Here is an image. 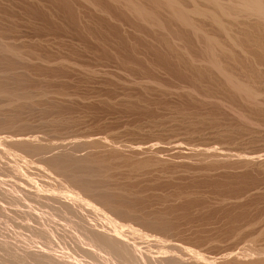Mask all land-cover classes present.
<instances>
[{
    "label": "rangeland",
    "instance_id": "1",
    "mask_svg": "<svg viewBox=\"0 0 264 264\" xmlns=\"http://www.w3.org/2000/svg\"><path fill=\"white\" fill-rule=\"evenodd\" d=\"M159 11L156 25L117 0H0L1 264H102L122 228L140 255L264 260V18L196 24L228 49L214 48L225 74L204 36ZM61 155L68 172L49 162Z\"/></svg>",
    "mask_w": 264,
    "mask_h": 264
},
{
    "label": "bare ground",
    "instance_id": "2",
    "mask_svg": "<svg viewBox=\"0 0 264 264\" xmlns=\"http://www.w3.org/2000/svg\"><path fill=\"white\" fill-rule=\"evenodd\" d=\"M63 1H65V0H63ZM116 1V0H115ZM117 1H123L124 3H125V5H126V7L127 8H129L132 12H134V14L137 16V17H139V18H141V19H147V20H149V21H151L152 23H154V24H156V25H159V22H158V16H157V13H158V11H159V13L161 12V10H164V11H166L167 13L166 14H168V16L170 15V17H171V19H174V20H176V21H178L177 23H181V24H183V26H185V27H187V28H190V29H186V31H188V30H190V31H188V32H190V35H191V32H193L192 34V36L194 37L195 35L196 36H201V38L204 36V39H202L203 40V43L205 44V46H204V48H205V53L208 55L207 57H208V59H209V61H210V63L213 65V66H215V67H217L218 68V70L219 71H221V72H223V73H225L226 74V71L225 70H223L222 69V67H221V65H220V62H219V60H218V57H217V55H216V51H215V49L214 48H217L218 50H219V53H220V51L222 52V53H226L227 52V50L228 49H226V48H224L225 46L223 45V44H219V41L217 40V38H214V37H210V36H208L207 35V33L209 32H206L205 33V31H207V29L205 30V28L203 27V29L202 28H200V27H202L201 26V24H200V27L199 26H197L196 24H198L199 23V21L201 22V20H203V21H206V20H209L208 22H210L211 24H210V26H217L218 25V27L219 26H221L222 27V32H223V30L224 31H227L226 29L227 28H225L224 27V22L226 21V20H228L229 18H231V16H232V14L234 13L233 11H235V10H242V11H244L245 13H254V14H257L258 16H262V18H264V0H227L228 2H225L224 0H149L150 2H151V5L153 6V7H155V10L156 9H158L157 11H155L154 10V8L151 6V8L153 9V10H150V9H147V7H145L143 4H141L140 3V1H138V0H117ZM148 1V2H149ZM183 1V2H182ZM182 2V3H181ZM65 3V2H64ZM184 3V4H183ZM121 4V3H120ZM189 8H188V7ZM165 14V15H166ZM257 17V16H256ZM259 18H261V17H259ZM198 21L197 23H196V21ZM202 21V22H203ZM228 22V21H227ZM161 23V22H160ZM205 23H207V22H205ZM204 23V24H205ZM209 24V23H208ZM208 24H205V25H207L208 26ZM204 26V25H203ZM157 27V26H156ZM202 29V30H201ZM203 30H205V31H203ZM183 33V32H182ZM184 33H185V31H184ZM189 34V33H188ZM195 34V35H194ZM209 34V33H208ZM185 35V34H184ZM189 35V36H190ZM206 35V36H205ZM183 36V35H182ZM191 37V36H190ZM175 38V37H174ZM184 38H186V36L184 37ZM201 38H197V39H201ZM196 39V40H197ZM202 40H201V42H202ZM200 41V40H199ZM193 42V41H192ZM201 42H200V44H201ZM194 44V43H193ZM223 45V46H222ZM201 48H203V47H201ZM203 48V49H204ZM215 51V52H214ZM203 52V53H204ZM218 52V51H217ZM221 53V54H222ZM190 54V53H189ZM205 54V55H206ZM202 55H204V54H202ZM163 58V57H162ZM227 78H228V80H230L231 81V77L229 76V75H227ZM236 85H238V88L239 89H241V88H243L244 89V91L245 92H248V94H249V96L250 95H252L253 94V92L248 88V87H244V85L243 84H236ZM242 90V89H241ZM1 136V135H0ZM1 139V138H0ZM10 139V138H9ZM12 139V138H11ZM14 139V138H13ZM16 139H14V141H15ZM22 140V139H21ZM21 140H19L20 141V144L22 145V144H28V143H30V141H28L27 139H23V141L21 142ZM24 140H27V141H24ZM7 141V140H6ZM10 141V140H9ZM17 141V140H16ZM34 141V140H33ZM37 141V140H36ZM92 141V140H91ZM94 141V140H93ZM32 142V141H31ZM87 142H88V140H87ZM89 142H90V140H89ZM98 142V141H97ZM37 143H39V141L37 142ZM44 142H42V144H43ZM32 144V143H31ZM35 144H36V142H35ZM41 144V143H40ZM57 144V143H56ZM89 144V143H88ZM94 144H96L95 142H94ZM100 144H102V143H100ZM29 145V144H28ZM45 145V144H44ZM91 145H93L92 143H91ZM104 146H105V144H103ZM20 146V145H19ZM39 146V145H38ZM30 146V147H28L29 149L28 150H30L31 152H37L38 153V151H41L40 150V148H41V146ZM43 146V145H42ZM46 146H48V144L46 143ZM57 146V145H56ZM90 146V145H89ZM95 146V145H94ZM97 146V149H98V146L99 145H96ZM108 146H109V144H107V148H108ZM110 146H112V148H115L112 144L110 145ZM119 146V145H118ZM26 147V146H25ZM49 147H51V145L49 144ZM52 147H54V146H52ZM61 147V146H60ZM59 147V148H60ZM92 147V146H91ZM120 147V146H119ZM48 148V147H47ZM81 148V147H80ZM90 148V147H89ZM100 148H102V147H100ZM99 148V149H100ZM105 148H106V146H105ZM1 149V148H0ZM7 149H9V148H7ZM6 149V150H7ZM11 149V148H10ZM22 149V148H21ZM26 149V148H25ZM50 149V148H49ZM63 149V148H62ZM93 149H94V147H93ZM15 150V149H14ZM45 150V149H44ZM43 150V151H44ZM53 150V149H52ZM52 150H50V151H52ZM60 150V149H59ZM67 150H69V149H67ZM111 150V149H110ZM119 150V149H118ZM117 150V151H118ZM121 150V149H120ZM21 151H23V150H21ZM73 151V150H72ZM113 151V150H112ZM8 152V151H7ZM26 152H28V151H26ZM57 152V151H56ZM114 152V151H113ZM71 153V152H70ZM76 153V152H75ZM115 153V152H114ZM16 154H17V151H16ZM19 154V153H18ZM53 154V153H52ZM51 154V155H52ZM204 154V153H203ZM8 155H9V152H8ZM29 155H32V154H29ZM44 155V154H43ZM46 155H47V150H46ZM74 155V154H73ZM209 155V154H208ZM18 156V155H17ZM24 156V155H23ZM42 156V155H41ZM48 156V155H47ZM50 156V155H49ZM57 156H59L58 154H57ZM56 156V157H57ZM66 156V155H65ZM65 156L63 157L62 155H61V157H52L51 159L49 158V162H50V164H52L54 167L53 168H57L58 170H64V171H66V172H68L69 171V168L70 167H72V162H73V160H72V162L71 161H69L67 158H65ZM15 157V156H14ZM21 157V156H20ZM63 157V158H62ZM205 157V156H204ZM9 158H10V156H9ZM17 158V157H16ZM22 158V157H21ZM26 158V157H25ZM207 158V157H206ZM208 158H209V156H208ZM210 158H211V156H210ZM217 159L218 157H214L213 159ZM7 159V158H6ZM74 159V158H73ZM77 159V158H76ZM205 159V158H204ZM1 160V159H0ZM13 160V159H12ZM210 160V159H209ZM209 160H207V161H209ZM17 161V160H16ZM30 161V160H29ZM43 161H45V160H43ZM78 161V160H77ZM81 161V160H80ZM10 162V161H9ZM12 162V161H11ZM22 162V161H21ZM25 162V161H24ZM48 162V161H47ZM76 162V161H75ZM79 162V161H78ZM89 162V161H88ZM145 162H147L148 164L150 163V161L148 162V161H145ZM144 161L142 162V163H139V161H138V164H136V167H140V166H144L146 163H145ZM3 163H4V161H3ZM34 163H35V161H34ZM44 163V162H43ZM84 163V162H83ZM6 164V163H5ZM19 164V163H18ZM21 164V163H20ZM19 164V165H20ZM74 164H76V163H74ZM147 164V165H148ZM11 165V164H10ZM24 165V164H23ZM79 165V164H78ZM135 165V164H134ZM9 166V165H8ZM28 166H29V164H28ZM32 166V165H31ZM39 166V165H38ZM75 166V165H74ZM77 166V165H76ZM75 166V167H76ZM83 166V165H82ZM3 167V166H2ZM37 167V166H36ZM50 167V166H49ZM80 167V166H79ZM146 167V166H145ZM9 168V167H8ZM22 168V167H21ZM27 168V167H26ZM32 168V167H31ZM38 168V167H37ZM52 168V167H51ZM52 168V169H53ZM15 169V168H14ZM19 169V168H18ZM33 169V168H32ZM41 169H43V168H41ZM73 169H74V167H73ZM76 169H78L77 167H76ZM11 170V169H10ZM36 170V169H35ZM71 170V169H70ZM75 170V169H74ZM27 171V170H26ZM31 171V170H30ZM48 171V170H47ZM73 171V170H72ZM2 172V171H1ZM10 172V171H9ZM12 172V171H11ZM16 172V171H15ZM46 172V171H45ZM13 173V172H12ZM20 173V172H19ZM28 173V172H27ZM56 173V172H55ZM71 173H72V175H71ZM69 175L70 176H68V177H70V180H71V182H73V184L74 183H76V184H79V187L81 186L82 187V190L83 189H90L89 188V184H87L86 182H85V179H80L79 177H77V175L75 174V172L73 173V172H71ZM14 174V173H13ZM35 174V173H34ZM39 174V173H38ZM43 174H45V173H43ZM73 174H75L76 176H74ZM21 175V174H20ZM47 176V175H46ZM50 176V175H49ZM63 176V175H62ZM30 177V176H29ZM64 177H66V176H64ZM54 178V177H53ZM81 178H82V176H81ZM38 179H39V177H38ZM55 179V178H54ZM30 180V179H29ZM32 180V179H31ZM40 180V179H39ZM43 180V179H42ZM45 180V179H44ZM47 181V180H46ZM49 181V180H48ZM52 181V180H51ZM30 182V181H29ZM62 182V181H61ZM61 182H60V184H61ZM36 183V182H35ZM51 183V182H50ZM49 183V184H50ZM56 183V182H55ZM90 183V182H89ZM37 184V183H36ZM64 184V183H63ZM62 184V185H63ZM91 184V183H90ZM55 186V185H54ZM44 187V186H43ZM52 187V186H51ZM73 187V186H72ZM91 187V186H90ZM47 188H49V187H47ZM55 188V187H54ZM58 188H60V187H58ZM40 189V188H39ZM94 189V188H93ZM63 190V189H62ZM67 190V189H66ZM80 190V189H79ZM92 190V189H91ZM45 191V190H44ZM54 191V190H53ZM71 191V190H70ZM74 191V190H73ZM84 191V190H83ZM48 192H50V191H48ZM47 192V193H48ZM81 192V191H80ZM39 193V192H38ZM45 193V192H44ZM68 193V192H67ZM66 193V194H67ZM41 194V193H40ZM43 194V193H42ZM65 194V193H64ZM77 194H79L78 192H77ZM82 194V193H81ZM87 194H89V192L87 193ZM86 194V195H87ZM67 196V195H66ZM77 196V195H76ZM89 196V195H88ZM51 198V197H50ZM53 198H56L55 196L53 197ZM63 198V197H62ZM65 198V197H64ZM83 198V197H82ZM90 199V198H89ZM88 199V200H89ZM57 200V199H56ZM80 200H82V199H80ZM64 201H66V200H64ZM90 201V200H89ZM102 201V200H101ZM63 202V201H62ZM76 202V201H75ZM105 202V201H104ZM58 203H59V201H58ZM68 203H70V202H68ZM77 203V202H76ZM61 204V203H60ZM66 204V203H65ZM87 204V203H86ZM12 205V204H11ZM58 205V204H57ZM64 205V204H63ZM62 205V206H63ZM67 205V204H66ZM75 204H71V206H72V208H73V206H74ZM77 205V204H76ZM79 205V204H78ZM81 205H82V203H81ZM84 205H85V203H84ZM5 206V205H4ZM3 206V207H4ZM15 206V205H14ZM68 206H70L69 204H68ZM79 207H80V205H79ZM79 207H77L78 208V210H79ZM82 207V206H81ZM6 208V207H5ZM15 208V207H14ZM63 208H65V207H63ZM71 208V209H72ZM74 208H76V206H74ZM90 208V207H89ZM46 209V208H45ZM62 209V208H61ZM70 209V208H69ZM91 209V208H90ZM94 209V208H93ZM8 210V209H7ZM15 210V209H14ZM74 210V209H73ZM72 210V211H73ZM1 211V210H0ZM4 211V210H3ZM2 211V212H3ZM67 211H69V210H67ZM60 212V211H59ZM85 212V211H84ZM83 212V213H84ZM88 212V211H87ZM94 212V211H93ZM99 212V211H98ZM8 213V212H7ZM18 213H20V212H18ZM64 213V212H63ZM4 214V213H3ZM17 214V213H16ZM56 214V213H55ZM65 214V213H64ZM70 214V213H69ZM75 214H77V213H75ZM86 214V213H85ZM66 215V214H65ZM68 215V214H67ZM9 216V215H8ZM30 216V215H29ZM75 216V215H74ZM90 216V215H89ZM97 216V215H96ZM61 217V216H60ZM64 217V216H63ZM62 217V218H63ZM85 217V216H84ZM87 217V216H86ZM91 217H93V215L91 216ZM95 217V216H94ZM110 217V216H109ZM80 218H82V217H80ZM4 219V218H3ZM19 219V218H18ZM64 219V218H63ZM111 219V218H110ZM116 219V218H115ZM26 220V219H25ZM37 220V219H36ZM48 220V219H47ZM77 220H79V219H77ZM94 220V219H93ZM4 221V220H3ZM41 221V220H40ZM53 221V220H52ZM71 221H73V220H71ZM82 221H84L83 219H82ZM111 221V220H110ZM116 222V220H113V222ZM6 222V221H5ZM26 222V221H25ZM31 222V221H30ZM85 222H86V220H85ZM92 222V221H91ZM90 222V223H91ZM119 222V221H118ZM83 223V222H82ZM106 223V222H105ZM108 223H110L109 222V220H108ZM120 223V222H119ZM31 224H33V223H31ZM50 224V223H49ZM96 224V223H95ZM115 224V223H114ZM11 225V224H10ZM66 225V224H65ZM71 225V224H70ZM78 225V224H77ZM76 225V226H77ZM80 225V224H79ZM84 225V224H83ZM89 225V224H88ZM116 225V224H115ZM120 225V224H119ZM119 225H117L118 227H119ZM14 226V225H13ZM31 226V225H30ZM29 226V227H30ZM39 226V225H38ZM43 226V225H42ZM82 226V225H81ZM110 226H113V225H110ZM121 226V225H120ZM125 226H128V225H125ZM49 227V226H48ZM83 227V226H82ZM122 227V226H121ZM124 227V226H123ZM51 228V227H50ZM90 228V227H89ZM110 228V227H109ZM114 229V226L113 227H111V229ZM115 228H116V226H115ZM128 228V227H127ZM131 228H133V227H131ZM44 229V228H43ZM48 229V228H47ZM87 229V228H86ZM130 229V228H129ZM22 230V229H21ZM45 230V229H44ZM49 230V229H48ZM62 230V229H61ZM71 230V229H70ZM85 230V229H84ZM121 232H124L123 230V228H122V230L121 229H119ZM118 230V231H119ZM132 230V229H131ZM131 230H129V231H131ZM137 230V229H136ZM140 230V229H139ZM18 231H20V230H18ZM63 231V230H62ZM76 231V230H75ZM74 231V232H75ZM87 231V230H86ZM114 231V230H113ZM118 231H116V232H114V235H112V236H116L115 238L113 237V238H110L111 239V241H112V239H114L113 241L114 242H109L110 243V245H109V243H107V241H109L108 240V238H107V236H109V235H107V236H105L106 238H107V240H105V239H103L102 238V240H103V242L104 241H106V243H104V244H106L107 246H108V248L110 249V250H114V248L116 249L117 247H121V249H123V251L121 250V251H108L107 249V251H102V261L99 259V261L100 262H102V264H216V261H214L213 259H207V258H205L204 257V254L202 255L200 252H197V251H192V249H191V251H189L188 249V251H185L183 248V250L184 251H182L181 250V253H179V252H175V253H173V250H172V252H171V250L169 249V248H167L168 249V251L170 250V252H171V254H163V253H161L162 252V250H163V252H164V249L163 248H161V246L159 245V243H162V244H166L167 242H165V241H162L163 239H161V238H159V239H161V241L162 242H158L157 241V243H158V245L160 246H157V247H159L160 249V251H158V249H156L157 250V252L156 253H158V252H160L161 254L160 255H162V256H157V257H150V256H148L149 255V253H147L148 255L147 256H145V254L144 255H140L139 254V248H138V253L134 250L133 251V249L131 248V247H129L130 245H134V243H135V245H137L136 244V240H135V238L137 237V235L135 234V233H133L134 235H136V237H134L133 236V240H131V237H130V234L128 233V235H129V237H130V241H132L131 243H129V241H128V243H129V246H128V243H127V241L125 240V238H122L121 237V232L119 233ZM126 231H128V230H126ZM128 231V232H129ZM135 230H133V231H131V232H134ZM141 231V230H140ZM24 232V231H23ZM66 232V231H65ZM72 232H73V230H72ZM85 232V231H84ZM101 232V231H100ZM138 231H136V233H137ZM143 232V231H142ZM20 233V232H19ZM38 233V232H37ZM59 233V232H58ZM78 233V232H77ZM94 233V232H93ZM99 233V232H98ZM102 233H103V231H102ZM101 233V234H102ZM144 233V232H143ZM9 234H11V233H9ZM63 234V233H62ZM69 234V233H68ZM95 234H97V233H95ZM100 234V233H99ZM98 234V235H99ZM112 234V233H111ZM110 234V235H111ZM123 234H125V233H123ZM122 234V235H123ZM132 234V233H131ZM137 234H139V233H137ZM141 234V233H140ZM145 234V233H144ZM19 235V234H18ZM36 235V234H35ZM39 235V234H38ZM60 235V234H59ZM75 235V234H74ZM94 235V234H93ZM93 235H92V237H93ZM98 235H95V237L96 236H98ZM128 235H127V237H128ZM146 235V234H145ZM145 235H143L142 234V237L143 236H145ZM149 235H151V234H149ZM21 236V235H20ZM68 236V235H67ZM102 236V235H101ZM112 236H110V237H112ZM124 236H126V235H124ZM123 236V237H124ZM132 236V235H131ZM147 236V235H146ZM153 235H151V237H152ZM63 237V236H62ZM75 237V236H74ZM99 237H100V235H99ZM99 237H98V239H99ZM126 237V238H127ZM128 237V238H129ZM141 237V236H140ZM150 236H148V238H149ZM157 237V236H156ZM156 237H154V238H156ZM81 238H83V237H81ZM94 238V237H93ZM101 238V237H100ZM127 238V239H128ZM147 238V239H148ZM92 239V238H91ZM95 239V238H94ZM138 239H139V237H138ZM143 239V238H142ZM142 239H141V242H142ZM150 239V238H149ZM149 239H148V241H149ZM157 239V238H156ZM155 239V240H156ZM166 239V238H165ZM79 240V239H78ZM82 240V239H81ZM97 240V239H96ZM101 240V239H100ZM101 240V241H102ZM129 240V239H128ZM135 240V242H133ZM145 241H146V238L144 239ZM143 240V242H145ZM86 241V240H85ZM95 241V240H94ZM139 243H141L140 242V240H137ZM153 241V240H152ZM90 242V241H89ZM150 242V241H149ZM148 242V243H149ZM96 243V242H95ZM102 242H100V245L102 246V244H101ZM152 243V242H151ZM151 243L150 244H148V245H151ZM155 243V242H154ZM154 243H152V244H154ZM157 243H155V244H157ZM82 244V243H81ZM94 244V243H93ZM97 244H98V241H97ZM103 244V245H104ZM145 244V243H144ZM143 244V245H144ZM154 244V245H155ZM170 244L172 245V243H169L168 245L170 246ZM90 245V244H89ZM106 245L104 246L105 248H106ZM125 245H127L128 247H127V249L126 250H130V251H126L125 250ZM134 245V249H136L135 246ZM139 245V244H138ZM141 246H142V243L140 244ZM167 245V244H166ZM173 245H175V244H173ZM82 246V245H81ZM98 246V245H97ZM125 247V248H123V247ZM141 246H139V247H141ZM153 246V245H152ZM168 246V247H169ZM83 247V246H82ZM99 247V246H98ZM142 247H144V246H142ZM149 247H151V246H149ZM163 247V246H162ZM176 247H178V246H176ZM176 247H174V248H176ZM244 247V246H243ZM248 247V246H247ZM88 248H90V247H88ZM148 248V247H147ZM164 248H165V246H164ZM173 248V247H172ZM171 248V249H172ZM179 248V247H178ZM241 248V247H240ZM239 248V249H240ZM250 248V247H249ZM84 249H86L87 250V247L86 248H84ZM118 249V248H117ZM151 249V248H150ZM150 249H148V252L150 251ZM162 249V250H161ZM247 249V248H246ZM90 250V249H89ZM120 250V249H119ZM137 250V249H136ZM166 250V249H165ZM251 250V249H250ZM151 251H153V250H151ZM167 251V250H166ZM165 251V252H166ZM176 251V250H175ZM179 251H180V248H179ZM239 251V250H238ZM248 251V250H247ZM56 252V251H55ZM80 252V251H79ZM83 252V251H82ZM90 253L92 252V251H89ZM155 252V251H154ZM153 252V253H154ZM240 252V251H239ZM239 252H236L235 253V257H238V254H241V253H239ZM249 252V251H248ZM248 252H246L245 251V253L243 252V254L244 255H240V256H247L248 254H251L250 252L248 253ZM251 252H253V251H251ZM76 253V252H75ZM86 253H87V251H86ZM97 253V252H96ZM168 253V252H167ZM234 252H229V253H227L226 255H223V257L219 260L220 262L221 261H223L224 263H226V264H264V260L263 259H261V258H257V259H253L252 258V260L250 259V260H248V261H240V260H238V259H236V258H234V260H230V258H231V254H233ZM35 254V253H34ZM34 254H33V256H34ZM37 254V253H36ZM95 254V253H94ZM141 254H142V252H141ZM184 254H187L188 256V258H189V260H186V258L184 257ZM261 254V253H260ZM46 255V254H45ZM77 255V254H76ZM79 255V257H80V255H81V253L80 254H78ZM87 255H90V254H88L87 253ZM152 255H154V254H152ZM158 255H159V253H158ZM253 255V254H252ZM259 255V254H258ZM36 256V255H35ZM43 256V255H42ZM48 256V255H47ZM46 256V257H47ZM84 256V255H83ZM94 256V255H93ZM156 256V255H155ZM38 256H36V258H37ZM45 257V256H44ZM31 258H33L34 259V257H31ZM39 258H41L40 257V254H39ZM100 258V257H99ZM3 259V258H2ZM49 259V258H48ZM12 260V259H11ZM35 260V259H34ZM38 260V259H37ZM1 261V260H0ZM3 261V260H2ZM36 261V260H35ZM8 262V259L6 260V263ZM79 262V261H78ZM5 263V264H6ZM9 263H10V261H9ZM8 263V264H9ZM39 263H41V262H39ZM49 263V262H48ZM58 263V262H57ZM0 264H1V262H0ZM14 264V263H13ZM63 264V263H62Z\"/></svg>",
    "mask_w": 264,
    "mask_h": 264
}]
</instances>
